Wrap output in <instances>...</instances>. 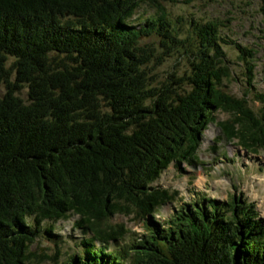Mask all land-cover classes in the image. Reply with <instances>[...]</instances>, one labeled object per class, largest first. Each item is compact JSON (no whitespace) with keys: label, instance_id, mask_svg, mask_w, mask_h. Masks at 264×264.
Masks as SVG:
<instances>
[{"label":"trees","instance_id":"16d2710c","mask_svg":"<svg viewBox=\"0 0 264 264\" xmlns=\"http://www.w3.org/2000/svg\"><path fill=\"white\" fill-rule=\"evenodd\" d=\"M175 1L0 0V264H264V214L243 195L153 216L178 197L154 182L196 161L218 110L241 126L225 133L264 144V117L225 87L226 25L174 18ZM237 47L254 76V49ZM117 212L146 231L127 241L125 225L101 226ZM76 213L92 234L74 250L33 247L62 241L56 222Z\"/></svg>","mask_w":264,"mask_h":264},{"label":"rangeland","instance_id":"374dc122","mask_svg":"<svg viewBox=\"0 0 264 264\" xmlns=\"http://www.w3.org/2000/svg\"><path fill=\"white\" fill-rule=\"evenodd\" d=\"M168 5L174 17L183 14L189 18L198 13L200 17L222 18L227 25L225 32L229 38L256 49V75L253 84H250L251 79L247 77L250 73L247 64L239 57V50L235 44L226 46L236 70L233 79L227 81V89L242 97L248 96L252 106L258 109L261 102L254 95L257 91L264 92V0H182L169 2ZM140 13L141 10L137 14ZM176 62L177 59L171 61L169 66ZM236 117V114L220 110L217 121L220 123L232 119L240 127ZM258 125L264 130V121ZM205 134L196 164L184 162L183 171L172 164L162 173L159 184L171 190H179L180 198L172 204L164 205L155 217L158 215L162 219L168 216L173 211V205L180 200H190L202 193L226 198L229 193L242 192L256 201L264 212V148L256 149V153L243 149L238 138L226 135L216 122L209 126ZM134 214L117 213L101 223L107 227L124 223L130 228L127 237L132 239L146 229L142 220ZM77 217L75 215L57 223L54 230L63 234L62 241L40 236L34 246L51 254H55L58 249L70 250L71 245L82 241L83 237L82 231L74 225Z\"/></svg>","mask_w":264,"mask_h":264},{"label":"bare ground","instance_id":"6f19581e","mask_svg":"<svg viewBox=\"0 0 264 264\" xmlns=\"http://www.w3.org/2000/svg\"><path fill=\"white\" fill-rule=\"evenodd\" d=\"M244 119V118H243ZM189 164H193V163H190V162H188ZM184 170H185V168H184ZM209 227H210V229L212 230L213 229V227L211 226V225H209Z\"/></svg>","mask_w":264,"mask_h":264}]
</instances>
